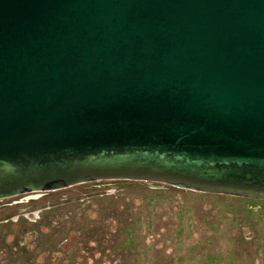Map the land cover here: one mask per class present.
I'll use <instances>...</instances> for the list:
<instances>
[{"label": "water", "instance_id": "1", "mask_svg": "<svg viewBox=\"0 0 264 264\" xmlns=\"http://www.w3.org/2000/svg\"><path fill=\"white\" fill-rule=\"evenodd\" d=\"M105 180L264 200V0H0V200Z\"/></svg>", "mask_w": 264, "mask_h": 264}, {"label": "rangeland", "instance_id": "2", "mask_svg": "<svg viewBox=\"0 0 264 264\" xmlns=\"http://www.w3.org/2000/svg\"><path fill=\"white\" fill-rule=\"evenodd\" d=\"M0 264H264V200L105 180L0 200Z\"/></svg>", "mask_w": 264, "mask_h": 264}]
</instances>
